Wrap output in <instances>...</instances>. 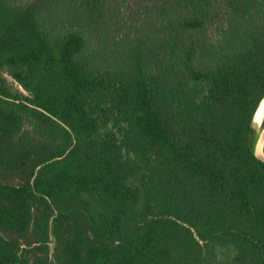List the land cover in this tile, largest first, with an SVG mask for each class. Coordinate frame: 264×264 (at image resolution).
<instances>
[{
  "label": "trees",
  "instance_id": "1",
  "mask_svg": "<svg viewBox=\"0 0 264 264\" xmlns=\"http://www.w3.org/2000/svg\"><path fill=\"white\" fill-rule=\"evenodd\" d=\"M114 1L0 0V264H264V0Z\"/></svg>",
  "mask_w": 264,
  "mask_h": 264
},
{
  "label": "water",
  "instance_id": "2",
  "mask_svg": "<svg viewBox=\"0 0 264 264\" xmlns=\"http://www.w3.org/2000/svg\"><path fill=\"white\" fill-rule=\"evenodd\" d=\"M260 109H262L261 120L257 122L255 117ZM251 126L254 130V136L251 142V152L258 161L264 163V96L259 101L252 115Z\"/></svg>",
  "mask_w": 264,
  "mask_h": 264
},
{
  "label": "bare ground",
  "instance_id": "3",
  "mask_svg": "<svg viewBox=\"0 0 264 264\" xmlns=\"http://www.w3.org/2000/svg\"><path fill=\"white\" fill-rule=\"evenodd\" d=\"M261 114H262V109H260V110L257 112V115H256V117H255V120H256L257 122H259V121L261 120V119H260Z\"/></svg>",
  "mask_w": 264,
  "mask_h": 264
},
{
  "label": "rangeland",
  "instance_id": "4",
  "mask_svg": "<svg viewBox=\"0 0 264 264\" xmlns=\"http://www.w3.org/2000/svg\"><path fill=\"white\" fill-rule=\"evenodd\" d=\"M114 2H119L122 5H127L130 2V0H125V1H123V0H115Z\"/></svg>",
  "mask_w": 264,
  "mask_h": 264
}]
</instances>
